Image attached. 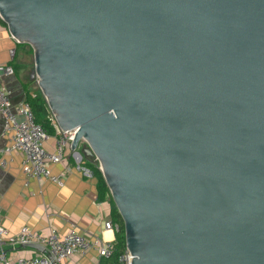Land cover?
<instances>
[{
	"label": "water",
	"instance_id": "1",
	"mask_svg": "<svg viewBox=\"0 0 264 264\" xmlns=\"http://www.w3.org/2000/svg\"><path fill=\"white\" fill-rule=\"evenodd\" d=\"M0 17L99 164L130 264H264V0H0Z\"/></svg>",
	"mask_w": 264,
	"mask_h": 264
},
{
	"label": "crops",
	"instance_id": "2",
	"mask_svg": "<svg viewBox=\"0 0 264 264\" xmlns=\"http://www.w3.org/2000/svg\"><path fill=\"white\" fill-rule=\"evenodd\" d=\"M31 45L15 39L7 23L0 17V63L14 66V75L7 77L5 83L12 90V101L18 104L26 100V93L42 95L40 87L33 76L29 55ZM11 48L16 49L12 59ZM55 126V124H53ZM56 128V126H55ZM45 142V148L55 149L57 129ZM10 134L4 132L3 121L0 119V147L9 145ZM84 142L77 151L68 148L64 159L51 170L64 176V185H58L48 179H27L22 170L23 154L13 151L2 156L8 159V165H0V222L10 234L17 233L22 226H28L34 231H49L57 229L65 233L72 226L88 238H100L115 241V230L104 228L105 221L111 220L110 205L107 201L98 199L96 178L86 175L77 166V153L81 152ZM72 150V151H71ZM69 158L67 155H69ZM78 156V155H77ZM11 258L29 256L40 253L30 247H8ZM100 256L97 250L86 255L74 254L69 259L71 264H99Z\"/></svg>",
	"mask_w": 264,
	"mask_h": 264
},
{
	"label": "built area",
	"instance_id": "3",
	"mask_svg": "<svg viewBox=\"0 0 264 264\" xmlns=\"http://www.w3.org/2000/svg\"><path fill=\"white\" fill-rule=\"evenodd\" d=\"M10 57L16 55V49L9 50ZM14 66L9 63H0V119L3 121L4 132L10 134V143L0 147V165L6 167L8 159L2 156L18 151L23 154L22 170L29 180L31 178L40 181L48 179L58 185H64V176L55 174L51 167L60 163L66 150L71 148L76 129L62 130L51 112V118L56 126L55 149L45 148V142L50 137L46 128L37 123L30 104L27 101L14 104L12 90L5 83L7 77L14 75ZM78 155V156H77ZM78 163L83 162V157L77 153ZM86 175L92 176V171L87 167L78 165ZM104 228L117 229L118 225L112 220L105 221ZM38 244L46 249V253H35L29 256L11 258L8 247H20L22 245ZM97 250L100 258H109L114 251V241L100 238H88L72 226L65 233L57 229L49 231H34L28 226H22L15 234H10L0 222V264H71L69 259L74 254L86 255L89 251ZM110 264H130L129 249L119 255L118 262Z\"/></svg>",
	"mask_w": 264,
	"mask_h": 264
},
{
	"label": "trees",
	"instance_id": "4",
	"mask_svg": "<svg viewBox=\"0 0 264 264\" xmlns=\"http://www.w3.org/2000/svg\"><path fill=\"white\" fill-rule=\"evenodd\" d=\"M30 51L33 52L32 47ZM26 100L32 108L35 121L43 125L48 133L54 134L56 128L53 125L54 123L51 118L50 108L45 97L42 95H33V93H31L30 91H27ZM83 165L92 171L94 178H96L98 199L102 202H109L111 220L113 223L118 225V228L115 229L113 254L109 258H101L99 264H110L113 262L117 263L119 255H121L127 248L123 218L113 200L110 189L106 183L99 164L93 161L92 158L87 157L84 159Z\"/></svg>",
	"mask_w": 264,
	"mask_h": 264
},
{
	"label": "rangeland",
	"instance_id": "5",
	"mask_svg": "<svg viewBox=\"0 0 264 264\" xmlns=\"http://www.w3.org/2000/svg\"><path fill=\"white\" fill-rule=\"evenodd\" d=\"M28 60L30 61L31 67L33 68L34 67V55H33V52L29 55V59ZM36 84L38 85L37 81H36Z\"/></svg>",
	"mask_w": 264,
	"mask_h": 264
}]
</instances>
